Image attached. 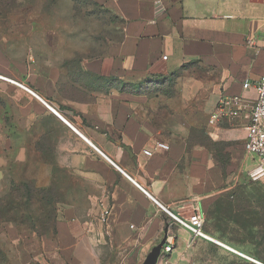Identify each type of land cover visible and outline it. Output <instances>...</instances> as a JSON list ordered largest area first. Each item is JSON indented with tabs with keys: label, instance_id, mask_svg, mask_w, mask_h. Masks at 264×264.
<instances>
[{
	"label": "crops",
	"instance_id": "obj_1",
	"mask_svg": "<svg viewBox=\"0 0 264 264\" xmlns=\"http://www.w3.org/2000/svg\"><path fill=\"white\" fill-rule=\"evenodd\" d=\"M93 1L124 21L122 37L78 69L13 56L0 37V199L13 177L47 179L59 195L55 235L6 225L15 245L11 264H145L155 249V264L165 255L171 263L191 239L169 213L205 215L260 164L245 151L257 92L243 85L264 75V0ZM159 2L166 9L160 15ZM189 64L214 74L209 117L221 97H242L249 106L238 119L211 122L207 144L192 125L156 110L167 94L143 88L170 82ZM174 78L176 86L191 81ZM193 87L184 91L192 96ZM13 163L21 173L12 172ZM254 180L264 185V173Z\"/></svg>",
	"mask_w": 264,
	"mask_h": 264
},
{
	"label": "rangeland",
	"instance_id": "obj_2",
	"mask_svg": "<svg viewBox=\"0 0 264 264\" xmlns=\"http://www.w3.org/2000/svg\"><path fill=\"white\" fill-rule=\"evenodd\" d=\"M123 26L122 19L96 5L93 0H0V37L9 54L18 58L32 56L45 64L52 62L78 69L83 59L97 56L110 42L120 40ZM178 75L191 81L185 82L184 87L182 82L176 86L177 78L174 77ZM174 77L170 82L145 83L143 88L152 93L160 90L167 94L168 98L161 99L156 110H162V117L173 116L192 125L194 129L190 130L197 134L201 143L207 144V128L212 125L207 111L212 101L210 91L215 81L214 74L201 65L189 64L177 71ZM192 83L195 85L192 89H195L191 96L184 90L191 89L189 84ZM183 91L187 97H183ZM215 148L221 163L226 164L227 160L221 157L224 145L216 143ZM259 170L257 166L249 171L251 181L233 182L225 196L221 195L204 216L208 235L216 240L221 237L232 242V247L253 255L262 263L264 240H260L263 228L259 226H262L260 221H264V185L254 180ZM12 172L21 173L20 170L17 172L15 163L12 164ZM35 183L38 187H48L47 179H39ZM11 184L15 193L17 189L21 191L14 194L10 207H3L2 214L13 215L17 219L16 230L20 234H31L34 225L37 234L53 235L59 196L54 187L47 189L48 192L51 190V198H55L50 204L49 195L26 192L25 186L31 185L32 179L13 177ZM221 199L224 207L231 205L226 215L216 214V204ZM8 233L4 225L0 229V264H11L15 253V245ZM241 257L213 242L196 240L191 241L183 249V255L173 262L170 263L165 255L157 264H244L241 260L255 264Z\"/></svg>",
	"mask_w": 264,
	"mask_h": 264
},
{
	"label": "built area",
	"instance_id": "obj_3",
	"mask_svg": "<svg viewBox=\"0 0 264 264\" xmlns=\"http://www.w3.org/2000/svg\"><path fill=\"white\" fill-rule=\"evenodd\" d=\"M166 12L165 7L161 2L157 5V13L164 14ZM167 60V57L163 58ZM3 78V77H2ZM5 79V78H3ZM8 80V79H5ZM13 84L25 89L33 96L38 97L32 90L26 88L20 83L13 80H8ZM244 90H249L255 88L257 92V98L253 105L250 106L249 125L247 128V137L245 142V151L249 155L256 156L260 160L259 167L262 172H264V75L256 82L252 83L246 81L243 85ZM249 106L245 103L242 97H221L218 104L211 114L210 121L212 123H218L225 120H234L242 116L244 110ZM156 149L168 151L169 147L162 143L156 144ZM145 155L151 156L150 151H145ZM110 211L103 209L100 214V220L106 222L108 219ZM171 218H173L190 236L191 241L210 239L205 231V217L201 214L199 210L194 211L188 218L182 219L176 215L169 213ZM173 247L169 245L165 248L166 253H171ZM252 262L258 263L255 260Z\"/></svg>",
	"mask_w": 264,
	"mask_h": 264
},
{
	"label": "trees",
	"instance_id": "obj_4",
	"mask_svg": "<svg viewBox=\"0 0 264 264\" xmlns=\"http://www.w3.org/2000/svg\"><path fill=\"white\" fill-rule=\"evenodd\" d=\"M27 187V188H26ZM49 187H38L37 185H36V183H33L32 182V184L30 185H26L25 186V189H26V192L27 193H32V194H36V193H42V194H44V195H49V200L51 201L50 202V204H52V203H54V199L55 198H51V195H52V193H50L51 192V190L49 189V192H48V189ZM36 191H35V190ZM20 191H21V189H17V191H16V193H15V188L13 187V185L11 184V186H10V190H9V192H8V194L5 196V197H3L2 199H0V229H2V227H4V225L6 226V225H12V226H15V227H17V230H18V225L16 224V222H17V219L15 218V217H13V215H9V214H2L3 213V211H1L2 209H3V207L4 206H6V208H8V207H10L11 206V204L12 203H10L11 202V199L14 197V194L15 195H17V194H19L20 193ZM225 196V194H223V197ZM16 198H17V196H16ZM57 202V201H56ZM8 206V207H7ZM56 206V205H55ZM216 207H217V212H216V214L218 215V214H220V213H222L223 215L225 214L226 215V211L227 210H230V207H231V205L230 204H228V206H226V207H224V204L222 203V199L216 204ZM57 209V208H56ZM19 210V209H18ZM261 210H263L262 208H261ZM35 216L37 217L38 216V213L37 214H35ZM29 219H31V217H28ZM240 221H242V220H240ZM246 221V220H245ZM246 222H249V221H246ZM261 222V225L262 226H259V227H261V228H263V233L261 234V236H260V240H264V221L262 220V221H260ZM31 224H33V223H31ZM33 227H32V233L31 234H36L37 236H39V237H42V236H48L47 235V233H43V234H37L36 233V231H35V227H34V225H32ZM35 231V232H34ZM206 231V230H205ZM56 232H57V217H56V221H55V226H54V231H53V235H55L56 234ZM207 233V232H206ZM208 234V233H207ZM218 239L219 240H221V241H223V242H225L226 244H228V245H230V246H232V242H229V241H225L223 238H221V237H218ZM239 251H241L240 249H238ZM242 253H244V254H246L245 252H243V251H241ZM246 255H248V256H250L252 259H254V260H256V261H258L259 262V260H257V259H255L254 258V256L253 255H249V254H246ZM242 258V257H241ZM258 258V257H257ZM244 259V258H243ZM239 260H241V259H239ZM262 261V263L264 264V260L262 259L261 260ZM241 262H244V264H252V263H249L248 261H245V260H241ZM259 263H261V262H259ZM261 263V264H262Z\"/></svg>",
	"mask_w": 264,
	"mask_h": 264
},
{
	"label": "bare ground",
	"instance_id": "obj_5",
	"mask_svg": "<svg viewBox=\"0 0 264 264\" xmlns=\"http://www.w3.org/2000/svg\"><path fill=\"white\" fill-rule=\"evenodd\" d=\"M207 236H208V238L210 239V242H213V243H215L216 245H219V246H221V247H223V248H225V249H227V250H229V251H231V252H233V253H236V254H238V255H240V256H242V257H245V258H247V259H249V260L252 259V258H250L249 256H247L246 254H244V253L238 251V250L235 249L234 247H232V246H230V245H228V244H226V243H224V242H222V241H220V240H216L215 238H213L212 236H210V235H208V234H207Z\"/></svg>",
	"mask_w": 264,
	"mask_h": 264
},
{
	"label": "water",
	"instance_id": "obj_6",
	"mask_svg": "<svg viewBox=\"0 0 264 264\" xmlns=\"http://www.w3.org/2000/svg\"><path fill=\"white\" fill-rule=\"evenodd\" d=\"M157 255H158V249H155L145 264H155L157 260Z\"/></svg>",
	"mask_w": 264,
	"mask_h": 264
}]
</instances>
